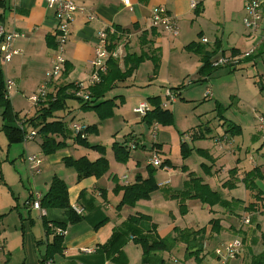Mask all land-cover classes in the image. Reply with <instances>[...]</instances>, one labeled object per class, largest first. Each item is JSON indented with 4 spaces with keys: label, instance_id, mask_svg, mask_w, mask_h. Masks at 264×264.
Masks as SVG:
<instances>
[{
    "label": "crops",
    "instance_id": "1",
    "mask_svg": "<svg viewBox=\"0 0 264 264\" xmlns=\"http://www.w3.org/2000/svg\"><path fill=\"white\" fill-rule=\"evenodd\" d=\"M71 1L90 12L93 19L87 20L85 12L75 15L64 47L63 71L58 78L47 84L46 95L54 94L59 87L67 84H79L85 88L89 86L90 61L100 31H115L116 28H120L127 30L122 35L121 41L128 38L126 42L131 40L130 46L135 47L136 40L137 45L134 49L123 48V57L126 52L138 54L141 50H146L145 47L140 46L139 37L142 32L155 29L156 36L152 39L153 48L160 50V66L157 75L153 77L152 63L145 60L131 77L114 84L105 97L106 100L113 99L116 104L114 115L109 119L100 121L94 112L80 110L77 101L76 105H68V101L74 100H67L65 109L54 114V120H61L68 130L65 148L44 156L39 148L41 142L39 137H35L30 142L19 143L22 146L20 157L26 165L27 176L7 177L0 172V195L5 199L3 206H0V217L3 216L5 221L13 222L14 230L17 231L19 228L20 233L17 240L9 241L6 236L0 238V246L3 244L0 258L3 255L5 258L15 259L16 264L40 263L46 246L51 243L53 237L46 236L43 220L52 225L65 223L67 218L65 212L58 209L45 210L43 215L32 209L29 203L37 195L44 196L51 180L57 177L66 184L70 207L81 209L83 218L76 224L67 225L63 236L62 254L55 256L47 264H142V251L131 240L122 246L120 255L114 251L118 244H113L112 250L109 245L113 233L118 231L128 218L138 215L150 219V222L142 224L143 233H147L151 225H154L159 239L171 236L175 228L180 230L205 228L203 251L199 255L200 262L193 257L188 258L184 245L180 244L171 251L160 254L162 264H218L214 249L236 238L242 243L241 251L227 264H250L254 257L264 253L261 241V236H264V212H255L258 205L253 197L255 192L247 191L241 180L255 168L264 174V162H258L248 170L242 169L244 166L240 158L235 157L240 146L233 143L231 148L228 147L231 134L223 133L221 138L224 140L218 142L216 139L215 142L210 143V138L206 135L210 128L207 124L201 123V119H197L198 116L184 113L179 117L182 127L177 128L175 125L179 109L183 107L188 109L193 102L202 104L203 101L214 100L216 104L222 105L221 103L226 100V80L232 81L234 77L232 73L242 70L245 65L255 64L258 57L251 62H242L233 71L229 68L230 75L221 72L222 69H226L225 67L216 70L205 80L197 75L201 66L200 57L184 49L188 44L195 42L204 45L207 51H211L217 43V46L219 45L217 54H230L232 50L240 54L249 50L255 44L256 36H250L242 23L245 16V0H196L197 9L200 11L198 16H195L194 9L190 8L191 0H129L130 9L124 7L119 0ZM158 6L165 8L168 14L176 19L177 36L166 33L160 27H151L150 12ZM236 17H240V24L235 22ZM0 24L5 31L19 34L13 42L17 54L8 63H4L0 56V71L4 82H12L8 98L12 110L18 113L21 120L28 119L33 117L37 110L28 98L44 83L45 74L51 69L55 54L54 13L46 8L44 0H3L0 6ZM261 30H264V5ZM47 38H50L49 45ZM202 39H206L207 42L203 43ZM122 45L124 46L123 43ZM262 56L264 57V53L259 57ZM65 68L66 72L63 73ZM184 80L199 83L200 94L194 97L191 95L193 86H187L177 92L178 97L175 102L168 103L170 106L164 108L174 117L175 126L147 127L141 122V118L134 113L138 103L158 97L162 106L164 92L166 94L168 89L174 90ZM129 85L132 87L117 91ZM207 89L211 91L210 98L203 96ZM237 98L238 101L242 100L241 97ZM73 124L96 127L97 132L86 136V142L89 146L104 148L103 158L108 163V171L103 176L77 180L75 172L63 165L65 158L76 160L85 157L93 162L101 157L96 151L74 144L71 130ZM1 127L0 117V136L2 135L0 151L3 150L4 155L8 156L12 145H8ZM154 128L155 139L152 140ZM27 131L31 129L28 128ZM234 133L239 136L241 130L239 133L234 130ZM258 137L260 138L259 132L257 135H252L250 140ZM131 139L139 146L129 151V158L125 163L116 162L112 146L122 145ZM187 142L190 143L192 150L190 156L195 150H202L215 161L212 166H220L215 169L213 167L208 175H203L201 169L190 164V157L185 160L181 158L179 145L181 143L187 145ZM153 143L158 146L160 160L169 161L174 169L156 168L154 179L158 189L150 194L149 199L140 200L133 207H119L122 188L133 185L136 176L142 180L147 179L148 159L153 152L151 151ZM259 152L263 153L260 149ZM29 155H36L42 161L38 175H33L26 164V157ZM198 160L200 166L211 164L205 158L198 157ZM181 167H185L186 172H182L179 169ZM234 168H236L235 188L229 192L241 190L239 193L241 198L232 195L226 197V202L229 203L226 210L222 208L216 210L197 200H181L180 195L186 190L185 183L189 173L194 176H225V180L218 182L221 186L229 179L228 171ZM203 181L206 182L204 179ZM212 181L214 182V179ZM260 182L264 184V180ZM257 189L262 192L260 197L262 200L264 189H260L258 185ZM251 204L253 205L249 207ZM180 205L186 208L184 215L180 214ZM202 211L214 214L210 218L203 217L200 214ZM246 216L251 217L247 225L242 222ZM201 220H204V225L199 223ZM211 220H218L219 233L211 231L209 225ZM209 247L212 248L211 252L208 250Z\"/></svg>",
    "mask_w": 264,
    "mask_h": 264
},
{
    "label": "trees",
    "instance_id": "2",
    "mask_svg": "<svg viewBox=\"0 0 264 264\" xmlns=\"http://www.w3.org/2000/svg\"><path fill=\"white\" fill-rule=\"evenodd\" d=\"M3 0H0V6H2ZM198 4L194 9V15L198 16L200 11ZM135 27V26H134ZM155 29H151L149 32H142L139 37V43L141 47H145L146 50H141L138 54L129 53L122 57L119 62L117 59L108 58L105 63V72L99 75V82L90 85L82 90L88 94L87 100H83L81 97L77 96L76 93L80 89L76 86L77 84H67L65 86L59 87L54 94H47L41 101L36 104V112L33 117L21 120L18 113H15L10 105L9 99L5 97V82L3 81L2 74L0 71V110H1V120L2 127L1 132L4 134L8 145L19 144L24 142L23 136L27 133V129H31L35 132L36 137H39L41 142L39 148L41 154L44 156L52 155L58 150L66 147L65 140L67 139L68 130L61 120H54V114L58 111L65 109V104L67 100L77 101L80 105L79 109L82 111H92L98 118V120L103 121L111 118L114 115V109L116 104L114 100H106V95L111 91L116 82L124 81L132 76V74L138 69L139 65L148 60L152 63L153 71L152 76H156L159 66H160V50L158 48H153V38L156 36L154 32ZM108 32V31H107ZM126 33L127 30H122L120 28L115 29L116 34H108V50L112 52L116 49V46L120 40L119 35ZM50 38H47V43L49 45ZM56 44H54V48ZM187 52L194 53L200 57L201 66L197 71V75L202 79H207L216 70L220 68H213L211 65V59L219 51V45L214 44L211 51H207L204 45L192 42L184 48ZM264 53V42H262L259 47L250 56L244 57L239 61L251 62L255 58L261 56ZM231 56H239V52L232 50ZM233 71L235 68H230ZM66 72L65 71L63 73ZM192 82V81H191ZM182 89L181 86L173 89L176 95L178 91ZM263 88H261V91ZM150 110L146 113L144 117L141 118L147 127L153 125H161L162 127H169L173 124L172 114L166 110L162 109L160 105V99L158 97L148 98L146 100ZM218 105H216L217 107ZM219 107V106H218ZM22 126V129L19 128ZM229 126V127H228ZM236 132H240L237 126ZM228 132L234 134V127L230 124L227 125ZM226 130V132H227ZM97 129L95 126H84L83 130L73 136V142L77 146L96 151L101 155L100 158L91 162L85 157L79 159L65 158L63 160V165L67 168L72 169L77 180H81L88 177H101L108 171V163L106 159L103 158L105 153L104 148L99 146H89L86 142V136L96 133ZM83 136V138L81 137ZM132 141L129 140L128 142ZM127 142V143H128ZM125 142L122 145L114 144L112 146V151L114 154V159L118 163H125L129 158V149ZM135 148L139 145L134 140ZM151 151L159 154L158 146L153 143L151 144ZM191 149H187L185 143L180 145V155L183 160L188 158L191 153ZM195 153L205 158L208 161H213L212 158L208 156L205 151L195 150ZM159 156V155H158ZM203 168H207L201 165ZM171 168L174 166L169 161H161V165L158 169ZM182 172H186L185 167H181ZM148 177L142 180L139 176H136L135 183L130 186L122 188L123 194L119 207L127 206L133 207L136 202L140 200H148L150 194L158 189V185L154 179V173L156 168L153 166H147ZM236 168L228 171L229 179L222 184V187L228 190L235 188V176ZM192 173L188 174V180L185 183V191L181 193V200L195 199L200 201L201 204L212 207L214 205L221 204L224 208L229 205L228 202H224L220 196L211 192L208 187L201 184L199 179L193 177ZM264 180V174L258 168L251 170L247 173L241 183L247 191L255 192L254 199H260L262 192L257 189L256 181ZM199 181V182H198ZM188 188V189H187ZM264 201V198H262ZM262 202V201H261ZM40 208L42 210L58 209L62 210L66 214L67 221L65 223H49L43 220V225L45 228L46 236H53L51 243L46 246L45 254L41 258L39 264H47L52 261L55 256L62 254V243L63 236L53 235L52 227L60 228L65 230L67 225H73L80 222L83 215H77L73 209L70 207L67 197V187L66 184L59 178L54 177L49 185L47 193L40 197L39 200ZM253 204L249 205L251 207ZM186 213V208L184 205H180V214L184 215ZM150 222V219L143 215H138L128 218L121 226V228L114 232L111 240L109 242L110 249L113 248V244H118L115 253L120 255V249L129 240L133 244L140 247L142 251L141 263L142 264H162L163 260L160 257L161 253L169 252L177 245H184L185 253L188 258L193 257L197 262H200L199 255L203 251V242L205 236V228L199 230L191 229H173L172 235L168 238L159 239L155 233L156 227L151 225V229L147 233H143L142 224ZM218 220H211L209 225L211 226V231L213 233H219L220 227ZM97 227V226H95ZM262 245L264 247V236H261ZM250 264H264V253L254 257Z\"/></svg>",
    "mask_w": 264,
    "mask_h": 264
},
{
    "label": "built area",
    "instance_id": "3",
    "mask_svg": "<svg viewBox=\"0 0 264 264\" xmlns=\"http://www.w3.org/2000/svg\"><path fill=\"white\" fill-rule=\"evenodd\" d=\"M121 4L130 9L129 0H119ZM45 6L48 10H52L54 13V18L56 21V29L54 33L55 38V54L53 57V62L51 69L46 72L44 83L40 86L36 93L31 95L28 98V101L33 105L41 101L46 96V86L47 84L58 78L59 75L63 71L64 67V47L66 42L68 41L70 35V26L71 23L77 13H86L87 20H92L93 15L90 12H87L83 7L76 5L71 0H44ZM197 5L196 0L190 1V8L195 9ZM264 5V0H245V16L242 20L243 26L245 30L250 34V36H256L254 40V45H252L249 50H246L243 53H240L239 56H231L230 54H221L211 59V65L213 68H225L231 66L229 68H235L241 59L244 57L250 56L254 51L259 47V45L264 42V30H261V22H262V8ZM150 21L151 27L154 28H162L166 33L171 34L172 36H176L178 34V27L176 23V19L168 14L166 9L163 7H155L150 12ZM108 34H116L115 31L109 30L100 31L97 34L96 46L94 50V55L92 60L90 61L91 72L89 76V86L96 84L99 82V75L105 72V63L108 58H113L117 60H121L123 49L117 47L112 52L108 50ZM19 37L17 32H7L0 24V56L4 63L10 62L11 58L17 54V50L13 48V42L15 39ZM203 43H206V39H202ZM12 86L11 81L5 82V97L9 98L10 87ZM80 91L76 93L77 96L81 97L83 100H87L88 94L86 92H82L85 90V87L82 85H76ZM211 91L207 89L204 94V98H210ZM176 94L170 91L166 92L165 100L168 103L175 102ZM150 110V107L146 101H142L138 103V105L134 108V113L137 114L140 118L144 117L146 113ZM155 126V125H154ZM258 132L260 139L264 142V119L258 120ZM19 128L22 129V126L19 125ZM71 130L73 131V135L75 136L79 132L83 130V127L77 124H73L71 126ZM36 137V134L33 130L27 131V133L23 136L24 142L33 141ZM83 138V136H81ZM155 139V128L152 134V140ZM220 142L218 139L216 140ZM129 150L136 149L134 141H131L128 145ZM26 162L28 164V168L33 175H38L40 173L41 159L36 155H29L26 157ZM148 164L159 168L161 165V160L159 156L152 152L151 156L148 159ZM40 196L37 195L33 199L31 203H29L30 207L34 210L39 211L44 215V210L40 208L39 204ZM73 211L77 215H82L83 212L79 208H72ZM257 213L264 212V201H262L258 207L256 208ZM243 224H249L250 218L246 216L242 220ZM53 235L64 236L65 230L60 228L52 227ZM242 248V243L239 239H233L229 242H225L220 246L214 249V255L218 261V264H227L231 259L237 256ZM0 250L2 247L0 246ZM85 252H90V250H85Z\"/></svg>",
    "mask_w": 264,
    "mask_h": 264
},
{
    "label": "rangeland",
    "instance_id": "4",
    "mask_svg": "<svg viewBox=\"0 0 264 264\" xmlns=\"http://www.w3.org/2000/svg\"><path fill=\"white\" fill-rule=\"evenodd\" d=\"M235 22L240 24L241 22L240 17H236ZM122 35H118L120 40L118 42L119 45L117 44L116 48L120 47L123 49L125 47V49L126 48L134 49L137 45L136 40L134 43L135 47H132L130 46L132 42L131 40L126 42L128 38L126 40L121 41ZM121 42L124 44V46L122 45ZM219 55L220 54L213 56L212 60L218 57ZM239 65L240 64H238L236 67H238ZM231 66H235V65H231ZM229 67H226V69H222L221 72H223V74L225 75H230L231 73L228 72ZM232 74L234 76L233 80L232 81L226 80V83H227L226 84V100H224V102L221 103L222 105L216 104L214 100H206V101H203L202 104H199V102H193L194 104L191 103L190 104L191 106L188 107V109H186V107L179 109V116L177 118V123L175 125L177 128L182 127L179 117L183 115L184 113L186 114L189 113L190 115L195 116V117L198 116L197 119L200 118L201 123H203L204 125L207 124L210 128L209 131L206 132V135L210 138L209 139L210 143L215 142L216 139L220 141L224 140L223 138H221L223 137L221 136V134L223 133L231 134L227 130L228 124H230L231 127H234L235 130H237L235 125H237L239 127L238 129L241 130V134L239 136H236L235 133L232 134L231 137L229 138L230 144L228 147L231 148L233 143L234 145L238 144L240 146V149L236 151L235 157L240 158V162L244 166V168L242 169L248 170V169H251V167L254 166L256 163L264 162V158H263L264 142H262L259 137L253 138V140H250V138H252V135L258 134V126H257L258 120L260 118L264 119V96H263L264 94V57L263 56L258 57L254 65H250V64L245 65L242 70L237 71ZM179 86H181L182 89H185L187 86H193L192 87L193 91L191 95H193L194 97H198L200 94L199 93V87H200L199 83H194V82H191L190 80H184V82L181 83ZM131 87L132 86L130 85L127 88L121 87L117 91H120V90L123 91L124 89H128ZM261 88H263L262 91H261ZM168 91L174 93L170 89H168L166 92ZM165 95L166 94L164 92V95H163L164 98L163 100H161L162 109H164L166 106L167 107L170 106L171 104V103L168 104V102L165 100ZM177 97L178 95H176V99ZM237 97H241L242 100L238 101ZM67 103L68 105L77 104L76 101H68ZM216 105H218L219 107L218 106L216 107ZM172 118H173V124L172 126H169V127L175 126L174 117ZM203 133L205 132L203 131ZM180 145H179V151H180ZM187 145H188L187 149H190L191 146L189 142H187ZM21 147H22L21 144L12 145L8 153V156L4 155L3 150L0 151V172L3 173L4 176H7V177L27 176V170L25 167L26 165H24L25 163H23L20 157L22 155ZM259 149L263 153L259 152ZM188 157H190V164L193 167H197V169H201V173L203 175H208L209 172H211L212 168L214 167L212 166V164L215 163V161L211 162L208 160L207 161L210 162L211 164L206 166L207 168H203L202 166H200L199 165L200 161L198 160V157L200 158H203V157H201L200 155H197L196 153H194L191 156L189 155ZM11 162H13V164ZM219 166L220 165H216L214 169L218 168ZM179 169L181 170V168ZM193 177L199 179L200 183L208 187V189L211 192L217 193L225 203H226V197H229L230 195L237 197V198H241L239 196V193L241 192V190H238L235 192H229L231 190H228L226 188L224 189L222 187V184L224 182L221 184V186L219 185L218 182L222 181V179L225 180V176H193ZM203 179L208 183L204 182ZM212 179H214V182L212 181ZM255 183H257L260 189H264L263 182L257 181ZM222 189L224 191H222ZM4 200L5 199H3V196L0 195V206H3V204L5 203ZM192 200H195V199H192ZM254 201L258 202V205H259L261 201H263V199L262 200L254 199ZM233 203H239V202L233 201ZM212 208H215L216 210L221 209V208L226 210V207L224 208L221 204L214 205L212 206ZM255 212L257 213V211ZM207 213L203 211L200 212L201 216L209 217V218L212 217V215L214 214L213 212L210 214L208 213V216H207ZM249 218L251 217L249 216ZM5 220L6 219H4L3 216L0 217V238L6 236L9 241H12L13 239L17 240V237L19 236V233H20L19 228H17V231H15L12 226L13 222H10L9 220L5 221ZM199 223L203 225L205 224L204 220H201V222ZM2 245L3 244H1V246ZM208 250L211 252L212 248L209 247ZM0 264H16V263H15V259H9V257L5 258L2 255V257L0 258Z\"/></svg>",
    "mask_w": 264,
    "mask_h": 264
},
{
    "label": "water",
    "instance_id": "5",
    "mask_svg": "<svg viewBox=\"0 0 264 264\" xmlns=\"http://www.w3.org/2000/svg\"><path fill=\"white\" fill-rule=\"evenodd\" d=\"M263 96H264V94H263Z\"/></svg>",
    "mask_w": 264,
    "mask_h": 264
}]
</instances>
